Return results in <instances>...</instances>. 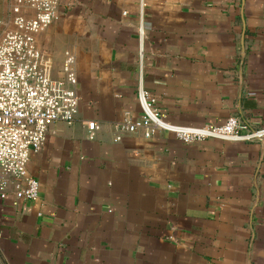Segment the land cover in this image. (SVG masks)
Masks as SVG:
<instances>
[{"label":"crops","instance_id":"1","mask_svg":"<svg viewBox=\"0 0 264 264\" xmlns=\"http://www.w3.org/2000/svg\"><path fill=\"white\" fill-rule=\"evenodd\" d=\"M36 40L54 77L76 55L79 110L31 154L38 198L0 197V264H264V138L115 126L140 84L171 123L264 126V0H60Z\"/></svg>","mask_w":264,"mask_h":264},{"label":"built area","instance_id":"2","mask_svg":"<svg viewBox=\"0 0 264 264\" xmlns=\"http://www.w3.org/2000/svg\"><path fill=\"white\" fill-rule=\"evenodd\" d=\"M10 1L13 26L0 36V197L13 192L17 198L36 199L40 182L28 170L31 154L42 147L50 123L73 121L79 110L76 55L67 53L64 76L54 77L37 44V33L58 17L60 0ZM138 100L141 115L125 113L115 123L118 131L143 130L150 136L163 129L186 142L206 137L264 138V126L248 127L235 114L223 123H171L161 116L157 98L143 84L138 87ZM99 127L98 121L90 120L88 136L94 138ZM116 138L121 139L122 133Z\"/></svg>","mask_w":264,"mask_h":264}]
</instances>
